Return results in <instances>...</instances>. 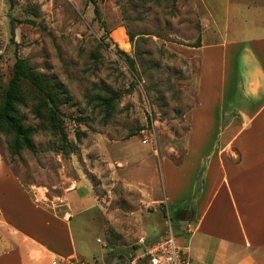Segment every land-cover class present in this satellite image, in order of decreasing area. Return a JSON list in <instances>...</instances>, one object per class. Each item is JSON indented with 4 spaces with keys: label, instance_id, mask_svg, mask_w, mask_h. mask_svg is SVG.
<instances>
[{
    "label": "rangeland",
    "instance_id": "374dc122",
    "mask_svg": "<svg viewBox=\"0 0 264 264\" xmlns=\"http://www.w3.org/2000/svg\"><path fill=\"white\" fill-rule=\"evenodd\" d=\"M199 35L201 45L264 39V0H0V94L17 58L35 69L48 91L62 85L70 101L60 104V118L72 149L62 151L33 114L37 91L24 83L30 98L20 114L36 128V152L13 156L9 138L0 134V167L41 208L64 216L72 203L80 262L94 264L106 254L100 264H123L141 238L157 241L169 225L175 235L164 215L165 191L180 180L181 166L166 177L162 165L178 164L185 150L201 64L194 47ZM117 49L133 60L134 70ZM220 67L211 55L209 85H220ZM110 95L119 99L107 115L99 98ZM246 254L202 261L243 264ZM251 258L264 264V253Z\"/></svg>",
    "mask_w": 264,
    "mask_h": 264
},
{
    "label": "crops",
    "instance_id": "0c3cea01",
    "mask_svg": "<svg viewBox=\"0 0 264 264\" xmlns=\"http://www.w3.org/2000/svg\"><path fill=\"white\" fill-rule=\"evenodd\" d=\"M197 48L201 64L185 150L178 164L162 165L166 177L174 165L181 166L180 180L165 191V215L197 264L207 256L241 252L247 253L243 264H251V255L264 253V39L203 42ZM211 55L221 63L216 86L205 78ZM0 184L7 190L0 196V264L80 262L71 202L64 216L41 208L4 166ZM171 205L181 207L170 212Z\"/></svg>",
    "mask_w": 264,
    "mask_h": 264
},
{
    "label": "trees",
    "instance_id": "16d2710c",
    "mask_svg": "<svg viewBox=\"0 0 264 264\" xmlns=\"http://www.w3.org/2000/svg\"><path fill=\"white\" fill-rule=\"evenodd\" d=\"M94 13L96 16L98 15L97 8L94 9ZM200 46L199 35L194 47ZM117 53L124 55L128 67L131 70H134L133 60L119 49H117ZM24 83H28L37 91L38 103L32 110L33 114L44 122L50 132L57 137L62 151L72 152L60 118L62 115L60 104L70 101V98L67 97V92L62 85H52L48 91L39 81L35 69L27 64L26 61L17 58L13 65L12 75L8 80L5 89L0 94V134L9 138L10 153L13 156H17L24 150L36 152L33 141L36 134V128L27 125L20 114V107L24 106L27 99L30 98V94L23 88ZM117 99H119V97L114 95L99 98L105 106L107 115H109L110 110L113 109L114 103ZM157 241L151 243L147 242V245H151ZM135 248L137 249L130 255V257L141 251V246Z\"/></svg>",
    "mask_w": 264,
    "mask_h": 264
},
{
    "label": "built area",
    "instance_id": "2783aa9c",
    "mask_svg": "<svg viewBox=\"0 0 264 264\" xmlns=\"http://www.w3.org/2000/svg\"><path fill=\"white\" fill-rule=\"evenodd\" d=\"M139 244L141 251L132 255L123 264H191L187 251L178 244L170 225L166 236L157 242L147 245L141 238ZM69 264L83 263L70 260Z\"/></svg>",
    "mask_w": 264,
    "mask_h": 264
},
{
    "label": "water",
    "instance_id": "95a60500",
    "mask_svg": "<svg viewBox=\"0 0 264 264\" xmlns=\"http://www.w3.org/2000/svg\"><path fill=\"white\" fill-rule=\"evenodd\" d=\"M107 264H110V262H108Z\"/></svg>",
    "mask_w": 264,
    "mask_h": 264
},
{
    "label": "bare ground",
    "instance_id": "6f19581e",
    "mask_svg": "<svg viewBox=\"0 0 264 264\" xmlns=\"http://www.w3.org/2000/svg\"><path fill=\"white\" fill-rule=\"evenodd\" d=\"M117 36H118V35H117ZM124 39H125V38H124ZM124 39H123V40H124Z\"/></svg>",
    "mask_w": 264,
    "mask_h": 264
}]
</instances>
